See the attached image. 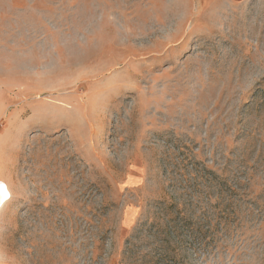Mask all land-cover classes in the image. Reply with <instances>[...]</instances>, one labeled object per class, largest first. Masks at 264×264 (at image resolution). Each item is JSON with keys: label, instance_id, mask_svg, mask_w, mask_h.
<instances>
[{"label": "rangeland", "instance_id": "rangeland-1", "mask_svg": "<svg viewBox=\"0 0 264 264\" xmlns=\"http://www.w3.org/2000/svg\"><path fill=\"white\" fill-rule=\"evenodd\" d=\"M0 264H264V0H0Z\"/></svg>", "mask_w": 264, "mask_h": 264}, {"label": "crops", "instance_id": "crops-1", "mask_svg": "<svg viewBox=\"0 0 264 264\" xmlns=\"http://www.w3.org/2000/svg\"><path fill=\"white\" fill-rule=\"evenodd\" d=\"M230 1L239 2V1H245V0H230Z\"/></svg>", "mask_w": 264, "mask_h": 264}]
</instances>
